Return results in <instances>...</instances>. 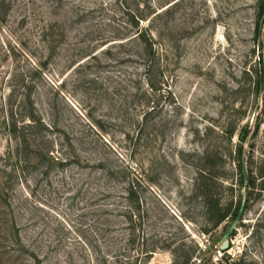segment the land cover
Returning a JSON list of instances; mask_svg holds the SVG:
<instances>
[{"label": "rangeland", "instance_id": "1", "mask_svg": "<svg viewBox=\"0 0 264 264\" xmlns=\"http://www.w3.org/2000/svg\"><path fill=\"white\" fill-rule=\"evenodd\" d=\"M263 1L0 0V264H264Z\"/></svg>", "mask_w": 264, "mask_h": 264}, {"label": "water", "instance_id": "2", "mask_svg": "<svg viewBox=\"0 0 264 264\" xmlns=\"http://www.w3.org/2000/svg\"><path fill=\"white\" fill-rule=\"evenodd\" d=\"M242 169H243V174H244V178L245 181L248 180V173H247V169H246V162L245 160H243L242 162ZM245 205H246V195L243 196L241 205H240V209L239 212L236 216V218L234 219L232 225L229 227V229L226 231V233L224 234L222 240H221V244H220V250L221 251H226L229 249L230 247V236L232 235V233L234 232V230L236 229V225L240 219V217L242 216L244 209H245Z\"/></svg>", "mask_w": 264, "mask_h": 264}, {"label": "trees", "instance_id": "3", "mask_svg": "<svg viewBox=\"0 0 264 264\" xmlns=\"http://www.w3.org/2000/svg\"><path fill=\"white\" fill-rule=\"evenodd\" d=\"M263 4H262V11H261V14H263L264 13V1L262 2ZM264 87V71H261V79L258 81V88H260V89H262ZM263 96H264V94H263ZM242 176H243V180H244V182H245V178H244V174H242ZM247 182V181H246ZM252 182V183H251ZM249 184L251 185V184H254L255 185V182H253V180L251 181L250 180V182H249ZM246 203H247V198H246ZM240 205H241V201H239V205L237 206V209H236V211H235V215H234V218L237 216V214H238V212H239V209H240ZM224 217V215L223 216H221V218H223Z\"/></svg>", "mask_w": 264, "mask_h": 264}]
</instances>
